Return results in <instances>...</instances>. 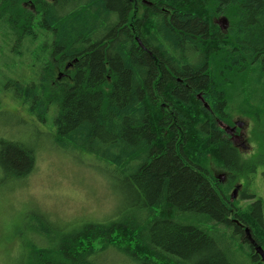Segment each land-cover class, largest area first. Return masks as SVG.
<instances>
[{"label":"trees","instance_id":"1","mask_svg":"<svg viewBox=\"0 0 264 264\" xmlns=\"http://www.w3.org/2000/svg\"><path fill=\"white\" fill-rule=\"evenodd\" d=\"M0 32L15 65L30 60L15 101L37 126L53 113L50 147L127 182L111 219H31L24 264H106L108 250L131 264H264L244 231L264 250L261 203L239 207L209 171L238 162L217 121L251 118L253 140L264 131V101L242 102L250 74L264 95V0H0ZM45 148L1 140L0 184L22 186Z\"/></svg>","mask_w":264,"mask_h":264},{"label":"rangeland","instance_id":"2","mask_svg":"<svg viewBox=\"0 0 264 264\" xmlns=\"http://www.w3.org/2000/svg\"><path fill=\"white\" fill-rule=\"evenodd\" d=\"M221 26L224 28L226 23H221ZM10 58L11 62H7ZM16 63L15 65V43L10 42L7 37L4 38L0 32V141H20L26 146L37 143L39 147L44 145L46 148L37 151L34 170L22 186H16L15 190L10 191L15 186L12 183L15 182L0 184V264H24L26 243L36 240V235L31 233L29 221L34 222L31 219L45 215L54 224L66 225L65 229L82 220H108L118 214V197L123 199L127 196V182L122 180L114 169L102 170L89 154L70 153L71 151L59 149L55 145L50 147L53 113L49 114L46 125L37 126V115H30L29 108L21 99L15 101V82L21 78L19 71L23 74V79L28 78L31 71L30 60L27 63ZM254 86L256 79L250 74L244 83L242 102L255 105L264 101L263 94H255ZM205 105L209 109L208 104ZM38 112L41 113V110ZM237 118V122L249 127L248 141L254 150L259 156L264 155V138H261L264 131H256V139L253 140V120L246 117ZM23 121L35 127L34 133L25 129L27 125L22 124ZM262 129L264 130V127ZM256 165L257 172H264L263 162H257ZM214 168L217 169L218 166L214 165ZM232 187L229 195L236 190L233 201L238 200L239 207L245 208L250 203L259 201L264 214V174L258 185L254 180L246 185L244 198L240 188L235 187L232 191ZM3 191L6 192L2 193ZM251 195L253 197H250ZM14 247L15 249H12ZM98 260L106 264H131L127 257L111 250L99 253Z\"/></svg>","mask_w":264,"mask_h":264},{"label":"flooded vegetation","instance_id":"3","mask_svg":"<svg viewBox=\"0 0 264 264\" xmlns=\"http://www.w3.org/2000/svg\"><path fill=\"white\" fill-rule=\"evenodd\" d=\"M216 23H217V20H216ZM222 28L223 27L221 26V29ZM199 95L200 94L197 95V98L200 100L201 103H203L204 107H206L204 103V99H202ZM237 117H238L237 115L233 116L232 119L230 120V124H226L222 121H217L218 126L220 130L222 131L223 136L232 144V146L236 149L238 153L237 167L235 168V170H229V169H224V168L222 169L220 167L216 169L214 168V165L210 164L209 171H210V175L213 177V180L215 181L213 182L214 184L230 183L233 186L231 189L232 191L236 187L238 189L240 188L241 192L244 194L247 192L246 185L253 182V180H254V183L258 185V182L262 181V176L264 172L262 171L257 172L256 164H257L259 155L248 141V138L250 137L248 134L249 127L248 126L246 127L244 124H242L243 127L241 128L239 127L237 128V126L235 127V123H237V120H238ZM220 124H222L223 127H230L233 130H231L230 132H226L222 129ZM232 136L233 137L236 136L237 140L231 139ZM240 144H244L246 148L240 147ZM241 162H252L255 169L251 173H254L255 175L250 176L249 175L250 173L245 175L243 173L242 166L239 165V163ZM235 171H238V172H236L235 174L234 173Z\"/></svg>","mask_w":264,"mask_h":264},{"label":"water","instance_id":"4","mask_svg":"<svg viewBox=\"0 0 264 264\" xmlns=\"http://www.w3.org/2000/svg\"><path fill=\"white\" fill-rule=\"evenodd\" d=\"M226 23V19L224 18V17H222L220 20H219V22H217L218 24H219V26L221 27V23ZM200 96V95H199ZM207 106V105H206ZM242 124L243 123H241V122H237V123H235V127L237 126V127H241L242 126ZM220 126L222 127V129L224 130V131H226V132H230L231 130H233V129H231L230 127H223V125L222 124H220ZM231 139H233V140H237V137L236 136H232L231 137ZM240 147H243V148H245V145L244 144H240ZM235 192H236V190L234 191V193L230 196V199L231 200H233L234 198H235ZM244 231H245V233H246V235H247V239L254 245V251H255V253L260 257V259H261V261L264 263V250L260 247V246H257L256 245V243L254 242V240H253V238L250 236V234H249V229L248 228H245L244 229Z\"/></svg>","mask_w":264,"mask_h":264}]
</instances>
